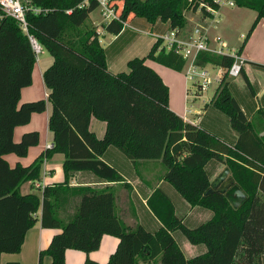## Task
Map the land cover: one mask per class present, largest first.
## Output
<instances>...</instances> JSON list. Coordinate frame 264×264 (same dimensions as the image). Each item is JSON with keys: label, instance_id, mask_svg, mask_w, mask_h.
Returning a JSON list of instances; mask_svg holds the SVG:
<instances>
[{"label": "trees", "instance_id": "trees-1", "mask_svg": "<svg viewBox=\"0 0 264 264\" xmlns=\"http://www.w3.org/2000/svg\"><path fill=\"white\" fill-rule=\"evenodd\" d=\"M47 10L27 13V32L9 17L0 19V256L20 251L24 237L38 221L42 228L60 230L38 254V264L49 257L50 264H65V252L86 255L83 264H97L88 258L98 250L103 235L118 239L106 264H264V109L249 119L231 92L228 70L234 59L203 52L196 64L224 69L210 105L225 114L238 140L230 144L210 131L186 122L170 107V88L147 64L153 61L182 72L186 61L174 51L161 49L157 41L144 57L127 61V71L111 72L106 50L89 16L94 2L80 8L82 0H30ZM240 8L257 13L255 22L239 48L242 54L256 26L264 20V0H231ZM122 22L143 19L154 27L168 24L170 30H184L186 14L200 11L212 18L205 6L220 10L214 0H111ZM202 4H205L202 6ZM120 22L103 24L110 35L123 30ZM32 37L53 59L42 73L47 100L19 104L23 88L32 83L36 54ZM248 88L255 96L246 78ZM51 104L48 131L52 147L30 165L10 166L5 156H27L39 143L38 132L22 134L14 141V130L30 122L32 114ZM93 120L104 124L98 138L91 131ZM109 147L117 149L136 167L141 161L160 160L168 182L192 207L212 212L213 217L196 228L176 214L171 199L156 189L148 205L162 226L155 232L140 224L127 227L116 215L115 196L110 187H73L70 178L89 172L106 183L127 185L123 177L103 161ZM62 154L64 180L41 183L45 160ZM212 161L230 170V176L245 193L246 200L235 208L226 194L213 189L206 167ZM29 183L30 192L22 194ZM40 211V217L37 213ZM181 232L192 245H204L205 254L187 259L174 238ZM6 264H19L9 262Z\"/></svg>", "mask_w": 264, "mask_h": 264}, {"label": "crops", "instance_id": "crops-1", "mask_svg": "<svg viewBox=\"0 0 264 264\" xmlns=\"http://www.w3.org/2000/svg\"><path fill=\"white\" fill-rule=\"evenodd\" d=\"M230 7L237 6L234 5ZM195 14H199L200 18L194 16H191V19L187 18L188 25L189 21H195L196 24H194L191 28H189L187 25V27L181 31L182 37L190 38L191 36H193L194 30L201 27L198 23L201 19L204 20L202 18V14L200 11L195 12ZM91 22L96 27V30L100 37V41L102 38H104L102 40H105L106 38H108L107 36L110 37L108 43L106 44V47H102L106 50L107 66L109 71L111 72L127 71V61L131 58H134H128L126 56L129 49L133 50L134 52L140 51V54L135 57L146 56L153 45L156 43V39H152V33L163 35L170 31L168 24L157 23L154 27H152L143 19H135L130 23V25H134V27H136L137 29L134 27L132 29L136 32H141V34H145L146 36H151L152 38L140 37L135 33L132 35V33H129L130 31H128V28L130 29V27L124 28L119 35L114 36L106 33L102 29V25L104 24L102 18L100 22L101 31L92 20ZM261 24L264 27V20L261 21ZM210 27L202 28H205L207 34H209ZM210 40L212 41L211 38ZM227 41L228 43H230L229 45L233 47V40L230 41L227 37ZM212 42L214 43V41ZM241 55L244 57L246 63L244 65L241 76L233 79H236V82H241L242 85L240 86L243 87H240L239 83H231L230 88L233 96L239 102L246 116L251 119L255 116L258 110L262 108L264 109V43L260 46V52L248 51V53L246 54L245 52H242ZM52 62V57L45 50L40 59L36 58V64L32 71V83L30 86L21 90L19 104L41 99L47 100L48 91L44 87L42 73L48 66L52 64ZM147 64L163 78L165 84L170 88L172 85L169 83L170 80L167 81L165 79V77H168L169 79L171 76L168 71L169 68L150 60L147 61ZM160 66H163L165 68L162 69ZM35 76L40 81L41 93H39L37 90H34ZM246 78L251 83L255 96L248 88ZM185 100L186 103L184 108H182V106H177L173 99L172 89V93H170V107L181 118L185 120L184 116L187 115L188 121H185L205 128L206 130L210 131L211 133L215 134L216 136L220 137L230 144H235L237 142L238 135L231 128L229 118L222 112L213 108V106L210 105L211 101L209 103H206L201 109L196 110L193 107L189 108L187 106L191 99L188 100L185 96ZM187 109L191 110L192 112L186 114ZM50 110L51 104L47 101L45 112L41 114H32L30 122L28 124L15 128V142L20 140L22 134L35 131L39 134V143L37 146L29 148L27 156L23 158H18L13 154L6 155L5 159L10 166L13 167L17 163L22 166H28L39 155H41L48 149V145H52V134L48 131L47 125ZM90 129L98 138H101L104 133V124L102 122L93 120L91 122ZM63 160L64 156L62 154H54L53 156H51V158L44 161L41 169V183L43 185L63 182ZM103 161L114 168L123 177L127 185L124 186L122 185V183L103 182L89 172L75 173L70 178L69 185L73 187L88 186L95 189L110 187L115 196L116 215L127 227L133 228L136 224H140L151 233H155L161 228L162 224L160 220L154 215L148 205V199L156 189L162 190L171 199L175 206L176 214L179 207L182 209V211H184L183 213H186L188 211L185 216L177 214V216H179L180 218H185L186 225V219H189L193 215H196V217H203L204 219H207L205 222L209 221L213 217L212 212L209 210L203 209L201 207L192 208L190 205L189 209L186 205H184V203L179 198L180 194L168 182L164 180L166 168L160 160L141 161L137 163L136 167H133V165L122 155L121 152L113 147H109L103 155ZM211 164V169H208L207 167L206 169L211 177V181L213 182L217 178L216 176L220 175V173H222L226 168L224 165L215 161L210 162L208 166ZM216 173L217 175L215 176ZM21 192L22 194L30 192L29 183L22 185ZM37 217H40V211L37 213ZM205 222H199V224L193 228H196L201 224H204ZM59 232L60 230L42 228L40 221H38L31 229L27 231L20 251L16 254H2L0 256V264H6L9 262H17L19 264H38L39 252L41 250H44L49 245L52 237ZM176 233L177 232L173 234L175 239ZM117 244V238L110 235H103L98 250L91 252L88 255V258L96 261L97 264H106L109 256L114 252ZM194 246L200 248V254L191 255L199 256L205 254L207 251L206 247L205 249L202 247L204 245ZM186 248L189 252L193 250V248L189 246ZM183 253L185 255L184 251ZM185 257L187 259L193 258H188L186 255ZM85 258L86 255L80 251L67 250L65 252V264H83ZM50 263L51 260L49 257L43 258L42 264Z\"/></svg>", "mask_w": 264, "mask_h": 264}, {"label": "built area", "instance_id": "built-area-1", "mask_svg": "<svg viewBox=\"0 0 264 264\" xmlns=\"http://www.w3.org/2000/svg\"><path fill=\"white\" fill-rule=\"evenodd\" d=\"M220 6L223 4H227L230 6H234V2L231 0H214ZM94 2L97 6V10L100 13V16L103 20L104 24H109L113 21L122 23L124 28L130 27L129 23L122 22L120 16L117 14L115 8L111 4V0H82L79 5L80 8L89 7L90 3ZM205 4H202L204 6ZM207 12L213 15L212 18L216 17L219 13V10H214L209 6H205ZM32 13L34 15L45 14L47 10H44L40 7H36L32 5L30 0H0V19L2 17H9L15 20L21 27V29L26 33L27 32V21L26 15L27 13ZM123 28V29H124ZM152 36L157 41H161V49H166L169 51H174L177 55L181 56L185 61V79L186 84L189 82H193L200 94L205 92L210 84L212 83V79L206 71L208 67H199L196 62L198 57L203 52H208L212 54H216L219 56H229L234 59L232 66L228 70V76L231 78H238L241 76L244 65L246 63L244 57L239 53V49H229L225 42L218 38L214 43L208 37L207 31L205 28L199 27L194 30L193 36L190 38H184L181 36V32L178 30H170L163 35L153 34ZM245 38V37H244ZM29 40L33 46L36 56L40 54L41 47L37 44V42L29 36ZM211 66V65H209ZM218 70V73L215 77L218 84L220 83L224 69L221 67H215ZM198 79V81H197ZM201 79V81H200ZM199 93L192 94L190 93V89L186 90V98L189 100L190 98L199 97ZM192 95V96H191ZM191 110H186L187 113H191ZM185 120L188 121L187 115L184 116ZM186 121V122H187ZM52 145H48V149H50ZM37 188H43L44 185L42 183H36Z\"/></svg>", "mask_w": 264, "mask_h": 264}, {"label": "rangeland", "instance_id": "rangeland-1", "mask_svg": "<svg viewBox=\"0 0 264 264\" xmlns=\"http://www.w3.org/2000/svg\"><path fill=\"white\" fill-rule=\"evenodd\" d=\"M191 16L200 18V15L195 14L194 11H190L186 14V18H190ZM256 17H257V13L253 10H249L246 8H240V7H230L227 4H223L216 17L206 19V21L201 19L198 24L201 27H207V28H209L211 26L209 29L208 35H209V38L212 39V41H216L218 38H221L225 42V44L229 47V49H234V48L239 49L242 46L243 42L245 41L244 37L247 36L249 30L251 29L253 23L256 20ZM90 19L94 22V24H96L98 26V28L101 31V26H100L101 17H100L99 11L97 9L94 10L90 14ZM261 21L258 23L254 32L252 33L251 37L249 38V40L247 41V43L245 45V48L243 50V52H245V54L248 53V51L260 52V46L264 43V27L262 26ZM194 24H196L195 21L194 22L189 21L188 27L191 28ZM129 25H130V23H129ZM133 27H134V25H132V26L130 25V29L128 28V31H130L129 33H132V35L135 33L136 35H139L140 37H151V36H146L145 34H141V32L139 33V32L134 31L132 29ZM134 28H136V27H134ZM149 32H151V31H149ZM107 37L108 38H106L105 40H102V39H104V38H102L101 41L99 38V43L103 47H106V44L108 43V41L110 39L109 36H107ZM227 37L229 38L230 41L233 40V44H234L233 47H231L229 45L230 43H228ZM152 39H155V38L153 37ZM127 52L128 53L126 54V56L128 58L135 57V56H138L140 54L139 53L140 51L134 52L131 49H129V51H127ZM43 54H44V49H42L41 53L38 54L36 56V58L40 59ZM160 67L162 69L165 68L163 66H160ZM161 68H159V69H161ZM168 71H169L171 76L169 79H168V77H165V79L167 81L170 80L169 83L172 84L171 87L173 89L174 102L177 106H182V108H184L185 103H186L185 96H186L187 88L190 89V93H192V94H197V93L200 94V92L198 91L196 85L193 82H189L188 85L186 84V81H185L186 80L185 79L186 69H184L182 72H176V71H173L171 69H168ZM206 71H208V73L212 79V83L210 84V86L208 87V89L205 92L200 94L199 97L194 96L193 98H190L191 101H189V104H187V106L189 108L193 107L196 110L201 109L206 103H209L211 101V99L214 97V95L216 93V90H217L219 84L216 81L215 77L218 73V70H216L213 66H208L206 68ZM197 81H198V79H197ZM200 81H201V79H200ZM231 83H234V84L239 83V86L242 85L241 82H239V81L236 82V79H231ZM171 87H170V93H172ZM240 87H243V86H240ZM34 90H37L39 93H41L40 81L38 80V78L36 76L34 78ZM211 167H212V164L207 166L208 169H211ZM216 175H217V173L215 174V176ZM213 176H214V173H213ZM218 176L219 175H217L216 177H218ZM179 198L184 203V205H186L190 209L189 204L181 196H179ZM183 212L184 211H182V209L179 207L177 214L185 216V214L188 211L186 213H183ZM206 220L207 219H204L203 217H196V215H193L189 219H186V223L190 228H193V227L197 226L199 224V222H205ZM175 237L177 239L178 244L180 245V248L185 252V255L188 258L197 256V255H191V254H200V250H199L200 248L196 247L194 245H191L186 240L185 236L181 232H177L175 234ZM188 246L193 248V250L191 252H189L187 250L186 247H188ZM202 247L205 249V246H202Z\"/></svg>", "mask_w": 264, "mask_h": 264}, {"label": "water", "instance_id": "water-1", "mask_svg": "<svg viewBox=\"0 0 264 264\" xmlns=\"http://www.w3.org/2000/svg\"><path fill=\"white\" fill-rule=\"evenodd\" d=\"M214 189H218L221 193L226 194L235 208H238L246 200L245 193L235 184L233 178L230 176V170L228 168L216 178L213 182V189L208 193L211 194Z\"/></svg>", "mask_w": 264, "mask_h": 264}]
</instances>
